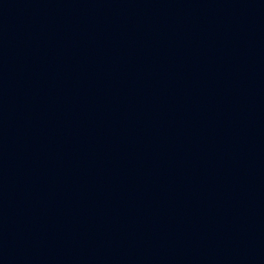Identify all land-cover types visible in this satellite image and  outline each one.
<instances>
[{
  "label": "water",
  "instance_id": "95a60500",
  "mask_svg": "<svg viewBox=\"0 0 264 264\" xmlns=\"http://www.w3.org/2000/svg\"><path fill=\"white\" fill-rule=\"evenodd\" d=\"M79 264H264V190L186 215Z\"/></svg>",
  "mask_w": 264,
  "mask_h": 264
}]
</instances>
